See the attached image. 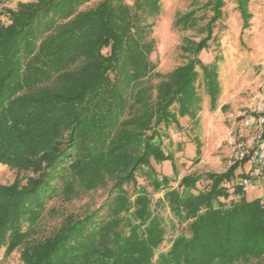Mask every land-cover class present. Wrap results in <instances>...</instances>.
Wrapping results in <instances>:
<instances>
[{"label":"trees","instance_id":"16d2710c","mask_svg":"<svg viewBox=\"0 0 264 264\" xmlns=\"http://www.w3.org/2000/svg\"><path fill=\"white\" fill-rule=\"evenodd\" d=\"M3 1L0 164L18 174L0 183V252L9 257L23 247V264H264V200L248 199L238 183L247 176L237 173L245 161L207 173L202 189L199 175L169 188L173 180L152 163L170 161L175 171L163 129L197 117L201 75L217 104L218 67L200 54L225 0H210L207 35L184 41L181 49L191 56L166 75L150 58L156 43L144 22L147 13L160 14L159 0H102L94 7L93 0H18L5 9ZM250 1L236 0L244 29ZM175 24L190 29L197 20L189 12ZM196 154L198 161L200 144ZM139 177L164 196L154 200L147 185L138 187ZM100 189L108 191L100 207L68 213L33 238L47 211L58 215L52 203ZM167 240L170 247L158 254Z\"/></svg>","mask_w":264,"mask_h":264},{"label":"rangeland","instance_id":"374dc122","mask_svg":"<svg viewBox=\"0 0 264 264\" xmlns=\"http://www.w3.org/2000/svg\"><path fill=\"white\" fill-rule=\"evenodd\" d=\"M17 1L5 0L1 8H14ZM100 1L102 0H93L88 6L94 7ZM159 1L160 14L154 16L147 13L144 22L152 24V38L156 43L150 58L156 65V72L166 75L185 64L191 56L181 49L184 41H200L207 35L203 26L213 14V5L210 0ZM125 2L134 5L135 0ZM249 10L250 24L244 29L236 0H225L223 15L214 25L213 38L208 48L200 54L205 64H216L218 67L221 91L215 108L203 86L201 75L202 86L199 87V93L202 102L197 117H180V128L173 124L163 129L164 149L173 154L175 171L170 161L157 163L152 160V163L160 177L167 175L173 180L169 188L177 187L180 179L186 175L203 177L198 185L201 189L204 188L209 183L207 173L225 172L233 164L237 154L244 151L239 148L240 145L245 150L254 152L258 141L262 139L259 137L260 129L256 125L247 126L246 119L253 116L264 117V0H251ZM189 12H193L197 25L190 29L177 27L175 23L179 16ZM153 81L156 83L158 78ZM198 144L202 154L197 161ZM253 168L251 164L244 163L237 173H244L249 179L255 180L252 176ZM17 174L16 169L0 164L1 184H11ZM138 183V187L147 185L154 200L164 196L165 190L156 192L144 177H139ZM256 184L258 187L245 192L248 199L263 197L264 181L258 179ZM128 189L133 192L134 187L129 186ZM107 195V190L100 189L72 203L55 201L49 207L56 208L58 215L47 211L33 238H40L51 232L68 213L78 214L85 212L87 208L97 209L104 203ZM158 211L165 216L170 213L169 209L159 208ZM169 228L172 231L170 222ZM170 245L171 241L167 240L158 254L168 250ZM22 251L23 247L5 257L3 249L0 252V264H23Z\"/></svg>","mask_w":264,"mask_h":264},{"label":"built area","instance_id":"2783aa9c","mask_svg":"<svg viewBox=\"0 0 264 264\" xmlns=\"http://www.w3.org/2000/svg\"><path fill=\"white\" fill-rule=\"evenodd\" d=\"M246 125H256L260 129L259 137L262 139L258 141V147L254 152H249L248 150H245L242 145H240L239 148L243 149L244 151L239 152L235 157L234 162L245 161V163H249L254 167L252 169V176L255 178V180H251L248 177L239 178L238 180V183L242 186L244 192H248L250 189L256 187L258 179L264 181V117H249L246 119ZM254 181L256 183H254Z\"/></svg>","mask_w":264,"mask_h":264},{"label":"crops","instance_id":"0c3cea01","mask_svg":"<svg viewBox=\"0 0 264 264\" xmlns=\"http://www.w3.org/2000/svg\"><path fill=\"white\" fill-rule=\"evenodd\" d=\"M256 187H258V186H256ZM256 187H254V188H256Z\"/></svg>","mask_w":264,"mask_h":264}]
</instances>
